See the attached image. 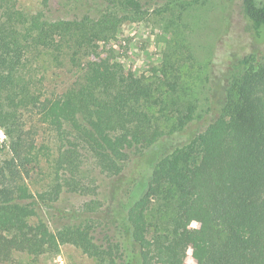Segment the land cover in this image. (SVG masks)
<instances>
[{"label":"trees","instance_id":"16d2710c","mask_svg":"<svg viewBox=\"0 0 264 264\" xmlns=\"http://www.w3.org/2000/svg\"><path fill=\"white\" fill-rule=\"evenodd\" d=\"M152 1L104 0L98 20L51 22L42 10L0 0V126L10 140L0 164V264L62 244L105 264H184L189 252L196 264H264V0L236 1L255 38L232 37L239 50L212 62L204 107L185 96L170 103L159 78L89 60L95 39L145 21ZM181 1L167 0L158 13ZM187 1L181 14L198 3ZM48 57L77 73L60 97L37 73ZM31 108L58 139L55 186L38 196L24 178L40 154L21 118ZM90 168L108 177V203L94 201L91 216L55 230L33 223L63 188L87 192Z\"/></svg>","mask_w":264,"mask_h":264},{"label":"rangeland","instance_id":"374dc122","mask_svg":"<svg viewBox=\"0 0 264 264\" xmlns=\"http://www.w3.org/2000/svg\"><path fill=\"white\" fill-rule=\"evenodd\" d=\"M103 1L51 0L45 10L43 0H18V6L30 13L42 10L46 19L51 22H79L85 17L98 20ZM166 1L154 0L147 5L149 11L145 21L124 22L119 25L114 39H95V53L89 60L105 69L112 67L114 62L120 63L125 75H146L150 81L159 78L162 91L166 92L170 103H173L175 97L185 96L189 101L197 99L200 107H204V98L209 89L206 78L210 75L212 62L222 60L227 53L239 50V45L232 41V37L238 38V43L246 41L247 45L255 37L250 34L246 20L238 13L237 0H197L198 3L187 7L189 9L186 11L182 10L181 14V4L189 3L183 0L176 9L158 13ZM76 26L80 27V24ZM53 61L52 57H48L44 65L40 67L36 64V68L38 76L45 77V90L60 97L73 85L77 73L76 70L69 72L67 69L56 68ZM21 118L28 141L34 142L40 152L38 161L32 163L28 169L29 177L26 174L24 178L32 194H46L56 183L58 139L51 126L41 120L38 109L25 111ZM9 144L6 131L0 126V164L9 157ZM89 166L90 162H87L86 167ZM87 174V182L90 184L87 192L71 193L63 188L54 207L42 204L37 208L33 223L42 219L55 230L73 222V218L78 215H84L82 218L91 216L89 209L94 201L104 205L108 203V177L98 168H90ZM71 219L73 220L70 221ZM199 226V222L195 220L190 224L191 228ZM196 263L195 256L189 252L184 264ZM7 264L105 263L83 253L72 244H62L58 252L39 257L15 252ZM156 264L162 262L158 261Z\"/></svg>","mask_w":264,"mask_h":264}]
</instances>
